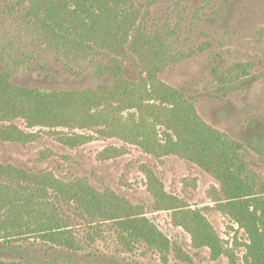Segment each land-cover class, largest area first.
Instances as JSON below:
<instances>
[{"label":"rangeland","instance_id":"1","mask_svg":"<svg viewBox=\"0 0 264 264\" xmlns=\"http://www.w3.org/2000/svg\"><path fill=\"white\" fill-rule=\"evenodd\" d=\"M21 0H0V72L18 59L12 82L20 87L57 91H84L109 84L97 79L95 64H107L115 56L92 51L87 56L54 55L34 36ZM126 8L139 15L137 27L158 36L174 61L159 74L160 81L180 90L194 105L201 119L237 144L238 154L255 175L264 196V0H126ZM16 54L17 56H15ZM129 80L138 82L143 73L138 57L127 51L122 59ZM14 124L25 133L37 134L27 144L0 140V162L33 174L52 173L64 183L79 179L97 192L111 191L132 205L169 239L166 255L145 244L128 251L112 224L88 222L66 205L62 209L81 250L66 251L30 238L5 242L0 247L20 249L0 253V261L20 264H229L226 257L211 258L208 248L196 249L191 236L173 224L172 213L159 211L149 192L144 168L162 181L168 194L192 209L201 210L239 264L248 242L244 230L215 209L214 194L220 182L198 165L177 156L156 159L141 148L116 138L100 137L96 131L42 127L29 128L18 119ZM55 132H59L56 134ZM93 136L78 146L60 137ZM125 154L102 159L108 148ZM259 193V192H258Z\"/></svg>","mask_w":264,"mask_h":264},{"label":"trees","instance_id":"2","mask_svg":"<svg viewBox=\"0 0 264 264\" xmlns=\"http://www.w3.org/2000/svg\"><path fill=\"white\" fill-rule=\"evenodd\" d=\"M28 6L34 36L54 55L87 56L92 51L115 56L107 64H95L94 75L109 84L84 91H57L20 87L12 82L18 59L0 72V140L27 144L37 134L25 133L14 121L29 128H68L96 131L100 137L116 138L141 148L156 159L177 156L198 165L220 182L214 194L215 209L230 217L247 235L243 264H264V196L255 175L240 159L237 144L206 124L185 94L160 81L165 67L174 61L158 36L148 37L139 15L127 10L126 0H21ZM5 44L0 42V48ZM127 51L135 54L143 73L138 82L128 79L123 61ZM2 53H0L1 57ZM17 56L16 54H14ZM58 134L59 132H55ZM78 146L93 136L60 137ZM125 154L108 148L100 155L110 159ZM148 189L159 211L172 213L173 224L191 236L196 249L208 248L213 260L226 257L239 264L201 210L186 206L166 192L162 181L144 168ZM259 192V193H258ZM86 221L112 224L128 250L145 244L166 255L169 239L132 205L111 191L99 193L86 180L64 183L52 173L33 174L0 162V236L25 242L36 238L69 252L82 248L65 217L64 206ZM19 248L0 247L1 252ZM0 264H20L16 262Z\"/></svg>","mask_w":264,"mask_h":264}]
</instances>
